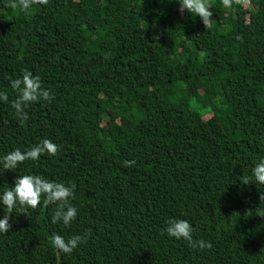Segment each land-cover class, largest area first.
Wrapping results in <instances>:
<instances>
[{"label": "trees", "instance_id": "obj_1", "mask_svg": "<svg viewBox=\"0 0 264 264\" xmlns=\"http://www.w3.org/2000/svg\"><path fill=\"white\" fill-rule=\"evenodd\" d=\"M9 2L0 157L43 139L58 152L0 166V193L24 174L74 184L77 216L51 223L43 197L14 209L0 264H264V184L251 174L264 158V0H208L209 29L176 0H48L29 12ZM25 69L54 99L29 104L21 125L11 81ZM170 218L212 247L168 236ZM87 230L71 254L51 245Z\"/></svg>", "mask_w": 264, "mask_h": 264}, {"label": "clouds", "instance_id": "obj_2", "mask_svg": "<svg viewBox=\"0 0 264 264\" xmlns=\"http://www.w3.org/2000/svg\"><path fill=\"white\" fill-rule=\"evenodd\" d=\"M179 4L181 13H188L199 16L206 29L212 26V11L208 0H176ZM224 5L230 6L231 0H222ZM240 2V0H237ZM48 0H10L8 7L19 9L24 12H29L34 5H46ZM11 88L17 93L16 98L11 101V108L15 110V115L20 124L23 125L28 120L26 108L29 104L39 101H50L54 99L53 94L45 89L42 85L41 78L38 75L27 69L23 70L19 78L11 81ZM0 101H8V94L0 92ZM58 152V146L51 140L43 139L31 146L29 149L21 151L19 148L8 152L0 157V166L4 170H13L19 164L33 160L36 161L41 155L47 154L55 156ZM124 167H132L135 164L134 160H125L122 162ZM252 177L256 183L264 184V158H261L251 169ZM252 182L248 177H243L241 183L248 184ZM75 185H65L61 182L46 179L41 175L24 174L17 176L13 186L6 188L0 193V205H3L7 212L3 218H0V233H7L12 225L9 223L10 215L13 210L19 214H24L28 208L35 209L41 203L45 206L55 205L51 223L56 224L62 222L63 225L69 226L77 216V209L70 203L74 198ZM264 200V193L259 197ZM170 237L175 239H183L188 242L192 248H211V243H206L203 240L193 239V227L184 219L170 218L167 221V226L163 230ZM91 230H87L83 234H76L65 239L62 235L53 234L51 236V245L59 252L71 254L81 243H84L90 236Z\"/></svg>", "mask_w": 264, "mask_h": 264}, {"label": "rangeland", "instance_id": "obj_3", "mask_svg": "<svg viewBox=\"0 0 264 264\" xmlns=\"http://www.w3.org/2000/svg\"><path fill=\"white\" fill-rule=\"evenodd\" d=\"M245 4L247 5V3H245ZM193 87H194L195 89H197V88H198V83H197V84H194Z\"/></svg>", "mask_w": 264, "mask_h": 264}]
</instances>
